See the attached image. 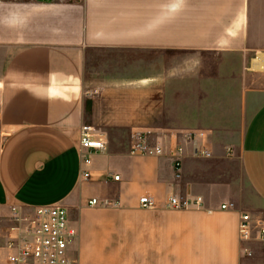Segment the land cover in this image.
Listing matches in <instances>:
<instances>
[{
	"label": "crops",
	"instance_id": "0c3cea01",
	"mask_svg": "<svg viewBox=\"0 0 264 264\" xmlns=\"http://www.w3.org/2000/svg\"><path fill=\"white\" fill-rule=\"evenodd\" d=\"M99 51L143 56L129 90L179 116L150 143L163 156L108 146L82 162L86 59ZM233 174L264 212V0H0V264L17 218L56 204L78 230L75 264H243ZM172 198L200 204L168 209Z\"/></svg>",
	"mask_w": 264,
	"mask_h": 264
},
{
	"label": "built area",
	"instance_id": "2783aa9c",
	"mask_svg": "<svg viewBox=\"0 0 264 264\" xmlns=\"http://www.w3.org/2000/svg\"><path fill=\"white\" fill-rule=\"evenodd\" d=\"M187 140H195V132L184 134ZM108 149L107 142L102 136L96 134L91 127L83 126L80 131V158L85 165L91 162V154L104 153ZM133 156L155 157L163 156L164 148L151 145L148 140L140 139L131 150ZM175 168L180 173L184 149L178 145L173 151ZM193 155L200 158H209L211 153L207 150L194 149ZM85 177L89 174L85 172ZM115 181L119 177L114 178ZM144 209H154L155 203L149 197L140 200ZM200 201H184L177 198L170 199L168 209L186 210L191 206L199 205ZM90 206H99L94 199ZM102 205H107L103 203ZM228 209L227 205L222 206ZM22 225L20 234L9 245V264H75L69 255L70 247L75 243L79 234L76 228L70 225L69 213L60 204L44 206L35 210L34 217L17 218ZM238 239L243 247L245 264H264V217L253 216L243 212L239 216Z\"/></svg>",
	"mask_w": 264,
	"mask_h": 264
},
{
	"label": "rangeland",
	"instance_id": "374dc122",
	"mask_svg": "<svg viewBox=\"0 0 264 264\" xmlns=\"http://www.w3.org/2000/svg\"><path fill=\"white\" fill-rule=\"evenodd\" d=\"M142 59L143 56L139 54L111 51L91 52L86 59L87 116L84 126L93 128L96 134L107 140L108 146L117 150L125 145L131 150L140 139L154 144L159 137L169 133L157 129L179 118L178 115L160 113L163 109L158 105L159 100H155L157 106L153 111L145 107L142 88H138L136 93L133 89L129 90L127 80L143 77ZM174 61L169 58V62ZM183 61L186 59L183 58ZM238 177L235 175L236 179L233 177V180L239 181ZM237 185L234 191L242 210L264 217V212L255 209L258 199L250 187L241 181ZM261 257L264 258V254ZM241 262L245 264L246 260L242 259Z\"/></svg>",
	"mask_w": 264,
	"mask_h": 264
}]
</instances>
